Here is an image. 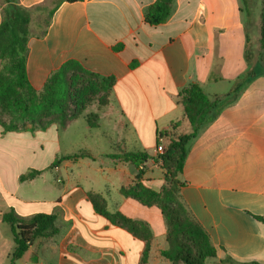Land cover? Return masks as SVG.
Listing matches in <instances>:
<instances>
[{"label": "crops", "instance_id": "crops-1", "mask_svg": "<svg viewBox=\"0 0 264 264\" xmlns=\"http://www.w3.org/2000/svg\"><path fill=\"white\" fill-rule=\"evenodd\" d=\"M155 1H64L54 5L47 32L39 36L44 27L37 8L51 0H18L31 10L26 72L35 90L42 91L50 75L68 62L114 78L115 84L109 103L90 110L99 115L97 127L88 125L86 115L65 127L53 124L35 133L4 132L0 125V258H11L14 251L11 229V237L1 229L3 215L14 210L26 218L54 214L59 230L33 241L15 264H169L161 256L169 249L161 209L143 205L122 189L140 182L160 192L167 185L166 171L156 158L158 138L162 135L167 145L172 137L191 132L180 93L196 84L221 102L214 118L187 145L178 200L216 249L206 264H223L228 257L238 264H264V223L255 218H264L260 35L254 34L253 40V25L244 21L240 0H175L169 19L151 26L145 15ZM2 8L0 3V24ZM259 24L260 15L255 32ZM101 122L104 131L99 130ZM95 135L99 140L80 145L93 158L52 166L56 159L78 152L74 138ZM49 147L52 161L37 165L43 156L38 150ZM124 153L151 158L140 172L118 158ZM31 171L41 173L20 180ZM92 197L104 201L110 214L149 227L146 262L147 243L98 213Z\"/></svg>", "mask_w": 264, "mask_h": 264}, {"label": "trees", "instance_id": "trees-1", "mask_svg": "<svg viewBox=\"0 0 264 264\" xmlns=\"http://www.w3.org/2000/svg\"><path fill=\"white\" fill-rule=\"evenodd\" d=\"M64 1L77 0H51L50 6H40L42 18L39 36H44L50 25V19L55 7ZM175 0H156L145 15V21L151 26L165 23L172 14ZM245 13L249 16L250 10L246 0ZM2 8V22L0 24V125L4 132H30L44 131L53 124L65 127L72 120L84 115V106L77 103L76 88L73 85L74 78L69 72H77L93 78L99 85L106 100L109 101L110 92L115 84L114 78H104L87 71L77 62H68L58 71L52 73L47 79L42 91L35 90L27 77L26 59L28 54V42L32 33L30 31L31 10L21 6L18 0H0ZM48 8V10H47ZM47 11V14L45 13ZM46 14V16H45ZM260 47L264 51V1L261 10ZM72 77V78H71ZM80 85L82 84L79 83ZM184 104L185 116L190 124L191 132L172 137L165 148L163 155L157 158L162 162V168L166 171L167 185L160 192L145 187L136 182L132 187L122 189V193L138 200L148 207L157 206L161 209L166 220L167 241L169 249L162 252L172 264H206L209 258L216 256V249L212 245L209 235L201 225L191 217L186 208L179 202L178 194L181 182L178 179L183 170L187 157V145L196 137L203 125L211 121L214 110L220 105L219 98L210 99L196 84H191L180 93ZM107 102V101H106ZM105 104L98 103L101 106ZM90 127H97L98 113H90L85 116ZM167 134L165 132L163 135ZM162 137V135H160ZM80 158H93L87 151H78L71 155L56 159L52 166H58L63 160H77ZM123 162L134 165L142 172L141 167L151 158L147 153H124L118 157ZM40 171H31L22 175L24 181L34 178ZM140 175H138V179ZM98 213L107 217L111 222L128 229L136 237L144 240L147 247L144 251L143 262L147 261L150 251L152 233L149 227L138 221L125 218L121 214H110L98 197H92ZM56 215L36 214L32 217H21L14 210L5 213L2 217L4 223L10 226L14 251L10 261L15 264L29 249V243L43 237L49 238L59 233L56 227ZM258 221L264 223V218L256 216ZM189 243L194 246V253L190 251ZM223 264H238L230 257ZM249 264H259L251 262Z\"/></svg>", "mask_w": 264, "mask_h": 264}, {"label": "rangeland", "instance_id": "rangeland-1", "mask_svg": "<svg viewBox=\"0 0 264 264\" xmlns=\"http://www.w3.org/2000/svg\"><path fill=\"white\" fill-rule=\"evenodd\" d=\"M263 1L264 0H246V2H247V5H248V8H249V10H250V15L248 16L246 13H245V8H244V3L240 0V5H241V7H242V10L244 11V13H245V15H244V21L246 22V23H249V22H251L252 23V25H253V27H251V32H252V37H253V40H255V37H254V34L258 37V34L260 35V25H261V10H262V7H263ZM49 6H51V5H49ZM47 10H48V8H47ZM260 12V14H258ZM46 14H47V11L45 12ZM46 14H45V16H46ZM257 15V16H256ZM260 15V24H259V28L257 29V32H255L254 31V24H255V22L257 21V18H258V16ZM44 16H41L40 15V18L38 17V20L40 19V22L42 23L43 21H42V18H43ZM253 30V31H252ZM69 74L74 78L73 80H74V83H73V85L75 86V88H76V96H77V100L75 99V101L77 102V103H80V105H82V106H84V108H85V111H84V115H88L89 113H90V110H92V107H97V106H99V107H101V108H103V107H105V106H101V105H99L98 103H101V104H105V103H107V102H109L108 100H106V97H105V95H103V93H102V91H101V89H100V87H99V85H97V83H95V81H93V78H91V77H89V76H87V75H84V74H79V73H77V72H74V71H72V72H69ZM71 77V78H72ZM82 82V84L80 85L79 83H81ZM107 101V102H106ZM100 109V108H99ZM91 113H93V112H91ZM87 122V121H86ZM98 124H99V121H98ZM106 126L101 122V129H99V130H105L104 128H105ZM93 131V130H92ZM93 133L94 134H99V132H98V130H94L93 131ZM79 137V136H78ZM77 137V139L76 138H74L73 140H74V142L73 143H76L74 146H73V149H75L76 151H82L81 149H80V145H83L84 143H87V144H93V142H90V141H93V139L92 138H94V140H99V139H97L98 138V136H93V137H89V138H83V137H81V138H78ZM76 139V140H75ZM109 139V138H108ZM68 140V139H67ZM69 142H71V141H68V143ZM102 142L103 141H101V143L100 144H102ZM162 145H163V147H164V150H165V148L167 147V145H165V144H163L162 143ZM112 146V148L115 150V151H117V149H119L118 148V145L117 144H112L111 145ZM69 147H71V146H69ZM103 147V146H102ZM43 150V151H42ZM83 151H86V150H83ZM38 152L40 153V154H43V156H42V158H41V162H38L37 163V161L35 162L37 165H43V164H45L48 160H50L51 159V161H52V158H51V155L53 154V151H52V148L51 147H49V148H45V149H40V150H38ZM165 152V151H164ZM62 155V152H61V154L58 156V157H60ZM159 156L157 155V157L156 158H158ZM1 229L3 230V231H6V232H8L7 233V235L9 236V237H11L12 235H11V233H10V227H9V225H7L6 223H3L2 224V226H1ZM189 245H190V247H189V249H190V251L191 252H193L194 253V246H193V244L192 243H189ZM162 256V255H161ZM163 257V256H162ZM165 260H166V262H169V264H172L167 258H165V257H163ZM25 263V261H20V263L19 264H24ZM0 264H11V261H10V258L8 257H2L1 256V258H0Z\"/></svg>", "mask_w": 264, "mask_h": 264}, {"label": "built area", "instance_id": "built-area-1", "mask_svg": "<svg viewBox=\"0 0 264 264\" xmlns=\"http://www.w3.org/2000/svg\"><path fill=\"white\" fill-rule=\"evenodd\" d=\"M162 142H163V138L162 137H159L158 138L157 145H156V153H157L158 156L163 155L164 154V151H165L164 150V147L162 145ZM141 169H143V168L141 167Z\"/></svg>", "mask_w": 264, "mask_h": 264}, {"label": "water", "instance_id": "water-1", "mask_svg": "<svg viewBox=\"0 0 264 264\" xmlns=\"http://www.w3.org/2000/svg\"><path fill=\"white\" fill-rule=\"evenodd\" d=\"M29 245L31 246L32 245V242H30Z\"/></svg>", "mask_w": 264, "mask_h": 264}]
</instances>
